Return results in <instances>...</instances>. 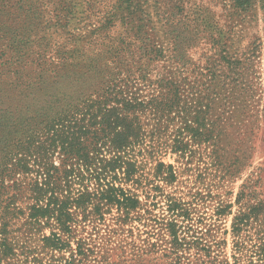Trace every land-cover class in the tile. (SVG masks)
Here are the masks:
<instances>
[{
	"label": "trees",
	"instance_id": "trees-1",
	"mask_svg": "<svg viewBox=\"0 0 264 264\" xmlns=\"http://www.w3.org/2000/svg\"><path fill=\"white\" fill-rule=\"evenodd\" d=\"M71 59L0 69V264L96 260L86 237L74 239L89 227L114 234L101 264H264V181H243L209 220L195 221L176 191L165 194L181 177L168 153L187 159L205 149L225 176L240 178L244 158L224 151L228 136L206 98L182 95L171 77Z\"/></svg>",
	"mask_w": 264,
	"mask_h": 264
},
{
	"label": "rangeland",
	"instance_id": "rangeland-1",
	"mask_svg": "<svg viewBox=\"0 0 264 264\" xmlns=\"http://www.w3.org/2000/svg\"><path fill=\"white\" fill-rule=\"evenodd\" d=\"M0 36V69L9 73L40 64L50 70L76 57L89 66L95 59L110 73L171 77L182 95L206 98L228 136L224 151H239L234 155L244 165L240 178L231 179L205 149L187 159L163 158L181 175L165 194L176 191L192 203L195 221L209 220L216 203L234 199L243 181H264V0H0ZM166 208L160 200L155 214ZM104 228L75 233V241L86 237L98 254L81 264H101L98 257L115 246H108L114 234ZM147 238L142 232L140 239Z\"/></svg>",
	"mask_w": 264,
	"mask_h": 264
}]
</instances>
